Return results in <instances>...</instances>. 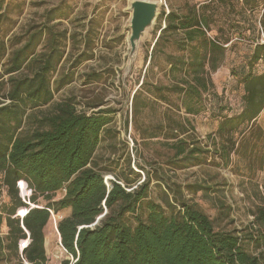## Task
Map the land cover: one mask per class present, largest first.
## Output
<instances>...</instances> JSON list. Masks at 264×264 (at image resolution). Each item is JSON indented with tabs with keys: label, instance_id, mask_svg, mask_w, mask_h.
<instances>
[{
	"label": "trees",
	"instance_id": "1",
	"mask_svg": "<svg viewBox=\"0 0 264 264\" xmlns=\"http://www.w3.org/2000/svg\"><path fill=\"white\" fill-rule=\"evenodd\" d=\"M213 2L186 14L164 8L158 20L165 27L132 96V125L142 139L163 137L175 151L172 164L180 169L202 164L211 153L208 147L226 165L233 155L252 156L260 150L263 165L264 129L258 121L264 112V72L257 73L255 67L264 61V40H248L253 51L247 66L234 72L244 89L240 113L231 116V109L220 105L217 132L204 146L189 135L195 131L190 117L205 109V96L214 88L212 74L241 41L235 42L223 28L220 35H211ZM225 2L218 0V5ZM251 2L255 12L254 0L244 4ZM164 4L168 8V0ZM42 18L23 35L9 41L0 37V227L5 223L8 228L7 235L0 236V264L11 262L5 249L12 252L15 264H50L46 228L53 215L68 210L71 214L58 223L62 247L71 257L63 264H264V196L251 211L252 221L242 229L217 227L198 204L189 203L179 186L168 184L165 207L148 200L151 176L138 186L140 174L130 162L128 172L112 180L104 176L111 171L97 169L96 154L111 132L114 110L88 114L70 98L47 114L37 113L52 105L56 92L72 82L73 74L68 72L54 80L68 61L70 42L78 48L81 38L85 45L74 68L91 60L87 49L93 43L90 33H72L64 27L61 21L69 13L63 5L45 11ZM252 29L257 35L264 33V10L259 26L253 21ZM172 36H181L173 41L177 55L164 51ZM159 49L170 69L154 81L150 74ZM89 77L101 80L99 74ZM156 107L160 109L156 127H150L146 119ZM21 183L29 195L23 194ZM60 193L63 197L56 200Z\"/></svg>",
	"mask_w": 264,
	"mask_h": 264
},
{
	"label": "rangeland",
	"instance_id": "2",
	"mask_svg": "<svg viewBox=\"0 0 264 264\" xmlns=\"http://www.w3.org/2000/svg\"><path fill=\"white\" fill-rule=\"evenodd\" d=\"M134 1L136 0H0V37L9 41L16 34L23 35L28 27L42 22L45 11L63 5L69 13V18L61 21L64 27L72 33L83 35L90 33L93 38L90 49H87V56L92 58L74 68V63L80 52L85 49V45L81 38L78 48L70 42L67 49L68 61L55 75L54 80L58 81L64 72H68L73 74L72 82L56 92L52 105L42 108L37 113L47 114L56 104L70 98L76 101L79 111L88 114L101 109L114 110L111 132L105 135L95 158V163L99 165L98 170L111 171L105 173L106 179L112 180L114 175L123 171L128 172L127 166L130 162L131 168L140 174L138 186L144 184L148 174L151 176L148 200L165 207L163 199L165 193H169L168 184L172 187L179 186L189 203L198 204L212 220H215L217 227L226 226L228 229L240 230L252 221L251 211L260 204V196H264V164H260V150L252 156L233 155L229 165H226L219 155L212 153L213 147H208L211 153L202 164L180 169L172 164L175 151L165 145L167 141L163 137L142 139L132 125V96L149 68L150 55L160 29L165 27L164 21L159 24L157 20L156 25L140 43L130 64L129 39L132 19L130 8ZM157 1L161 3L159 17L164 8L167 12L176 10L186 14L190 8H198L214 1L211 35H220L222 32L219 28H223L227 36L233 34L235 42L241 39L234 49L228 51L224 65L212 74L214 88L205 96V109L198 116L190 117L195 131H191L189 135L197 137L204 146L209 136L213 137L217 132L220 105L229 107L231 116L239 114L242 109L244 89L234 72L240 73L244 66H247L248 58L253 51V43L248 40H264L263 32L257 35L252 29L253 21L259 26L264 0H254L258 5L255 12L251 9L254 3L245 5V0H225V3L229 4L227 8L225 3H222L223 6L218 5V0H168L169 10L164 7V0ZM240 33L244 36H240ZM179 39L181 36L170 38L169 43L164 45L166 54H178L173 41ZM160 51L159 49L157 65L150 74L154 81L162 79L170 69L165 54H161ZM255 71L259 74L264 72V61L255 67ZM92 74H99L101 80L92 81L89 77ZM159 111L160 109L156 107L146 119L148 126L156 127ZM260 122L264 129V114L261 119L259 118V127ZM62 197L63 194L60 193L56 200ZM8 202L9 198L4 189L2 203ZM40 203L46 204L43 200H40ZM222 211L225 214L220 216ZM69 215V210L53 215L46 228V252L50 264H63L71 259L61 246L58 232V223ZM130 220L134 223L132 218ZM7 233L8 228L4 223L0 227V236L4 238ZM5 245L8 243L5 242ZM4 254L7 260H11L9 264H15V259L11 257L12 252L5 249Z\"/></svg>",
	"mask_w": 264,
	"mask_h": 264
},
{
	"label": "water",
	"instance_id": "3",
	"mask_svg": "<svg viewBox=\"0 0 264 264\" xmlns=\"http://www.w3.org/2000/svg\"><path fill=\"white\" fill-rule=\"evenodd\" d=\"M161 6L156 1L136 0L131 4V36L129 62L132 64L134 55L147 31L152 29L160 16Z\"/></svg>",
	"mask_w": 264,
	"mask_h": 264
},
{
	"label": "built area",
	"instance_id": "4",
	"mask_svg": "<svg viewBox=\"0 0 264 264\" xmlns=\"http://www.w3.org/2000/svg\"><path fill=\"white\" fill-rule=\"evenodd\" d=\"M20 186H21V189H22L23 194H25V195H29V194H30V191L27 190V187H26L23 183H21ZM61 246H62V244H61ZM62 248H63V247H62ZM63 249H64V248H63ZM64 250H65V249H64ZM65 252H66V250H65ZM66 253H67V252H66Z\"/></svg>",
	"mask_w": 264,
	"mask_h": 264
},
{
	"label": "bare ground",
	"instance_id": "5",
	"mask_svg": "<svg viewBox=\"0 0 264 264\" xmlns=\"http://www.w3.org/2000/svg\"><path fill=\"white\" fill-rule=\"evenodd\" d=\"M156 2H158L159 5L161 6V3H160L159 1L156 0ZM148 33H149V31H147L146 35H148ZM143 39H144V38H143ZM143 39H142V40H143ZM134 56H135V55H134Z\"/></svg>",
	"mask_w": 264,
	"mask_h": 264
},
{
	"label": "crops",
	"instance_id": "6",
	"mask_svg": "<svg viewBox=\"0 0 264 264\" xmlns=\"http://www.w3.org/2000/svg\"><path fill=\"white\" fill-rule=\"evenodd\" d=\"M264 114V112L262 113V115ZM70 211V210H69ZM70 214H71V211H70ZM68 217V216H67Z\"/></svg>",
	"mask_w": 264,
	"mask_h": 264
}]
</instances>
